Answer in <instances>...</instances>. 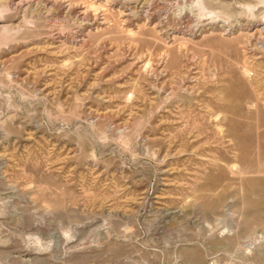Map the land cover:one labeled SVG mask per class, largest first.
<instances>
[{
  "label": "rangeland",
  "instance_id": "1",
  "mask_svg": "<svg viewBox=\"0 0 264 264\" xmlns=\"http://www.w3.org/2000/svg\"><path fill=\"white\" fill-rule=\"evenodd\" d=\"M0 264H264V0H0Z\"/></svg>",
  "mask_w": 264,
  "mask_h": 264
},
{
  "label": "bare ground",
  "instance_id": "2",
  "mask_svg": "<svg viewBox=\"0 0 264 264\" xmlns=\"http://www.w3.org/2000/svg\"><path fill=\"white\" fill-rule=\"evenodd\" d=\"M121 2V1H120Z\"/></svg>",
  "mask_w": 264,
  "mask_h": 264
}]
</instances>
